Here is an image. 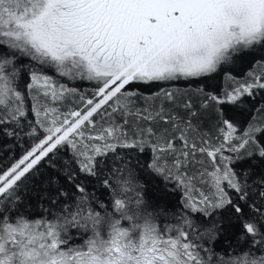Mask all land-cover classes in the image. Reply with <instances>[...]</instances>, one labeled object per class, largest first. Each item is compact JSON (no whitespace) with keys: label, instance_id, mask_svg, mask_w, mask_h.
I'll return each instance as SVG.
<instances>
[{"label":"snow or ice","instance_id":"obj_1","mask_svg":"<svg viewBox=\"0 0 264 264\" xmlns=\"http://www.w3.org/2000/svg\"><path fill=\"white\" fill-rule=\"evenodd\" d=\"M0 264H264V0H0Z\"/></svg>","mask_w":264,"mask_h":264}]
</instances>
